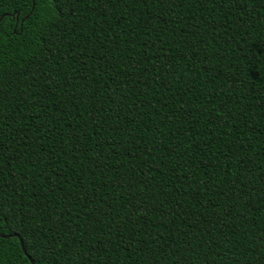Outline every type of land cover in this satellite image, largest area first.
I'll list each match as a JSON object with an SVG mask.
<instances>
[{"label":"trees","instance_id":"trees-1","mask_svg":"<svg viewBox=\"0 0 264 264\" xmlns=\"http://www.w3.org/2000/svg\"><path fill=\"white\" fill-rule=\"evenodd\" d=\"M27 10L0 0V200L55 264H264V0Z\"/></svg>","mask_w":264,"mask_h":264},{"label":"snow or ice","instance_id":"snow-or-ice-1","mask_svg":"<svg viewBox=\"0 0 264 264\" xmlns=\"http://www.w3.org/2000/svg\"><path fill=\"white\" fill-rule=\"evenodd\" d=\"M64 3L65 0H27L28 10L24 19L33 17V12H40L42 9L51 10L56 16H63ZM2 20L3 16H0V21ZM33 22H36L35 17ZM23 32L24 25L21 22L17 35ZM38 39L45 41L47 36L41 31ZM10 43L7 26L0 23V53ZM257 55H264V44L253 54V59ZM50 244L51 238L37 228L33 215L22 212L18 204L0 200V264H7V258L14 253L20 264H55V252Z\"/></svg>","mask_w":264,"mask_h":264},{"label":"water","instance_id":"water-1","mask_svg":"<svg viewBox=\"0 0 264 264\" xmlns=\"http://www.w3.org/2000/svg\"><path fill=\"white\" fill-rule=\"evenodd\" d=\"M26 19H23L22 22H24Z\"/></svg>","mask_w":264,"mask_h":264}]
</instances>
